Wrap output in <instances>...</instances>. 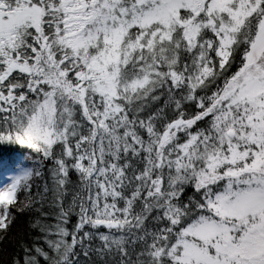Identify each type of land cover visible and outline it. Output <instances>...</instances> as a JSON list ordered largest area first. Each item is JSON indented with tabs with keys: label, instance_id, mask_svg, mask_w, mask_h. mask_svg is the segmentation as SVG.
I'll use <instances>...</instances> for the list:
<instances>
[{
	"label": "snow or ice",
	"instance_id": "snow-or-ice-1",
	"mask_svg": "<svg viewBox=\"0 0 264 264\" xmlns=\"http://www.w3.org/2000/svg\"><path fill=\"white\" fill-rule=\"evenodd\" d=\"M0 144L11 264H264V0H0Z\"/></svg>",
	"mask_w": 264,
	"mask_h": 264
},
{
	"label": "trees",
	"instance_id": "trees-1",
	"mask_svg": "<svg viewBox=\"0 0 264 264\" xmlns=\"http://www.w3.org/2000/svg\"><path fill=\"white\" fill-rule=\"evenodd\" d=\"M235 70V66L233 68ZM164 101L161 100L160 104L163 105ZM26 155L25 150L20 146L14 144H0V174L14 172L18 162L23 161ZM30 162V161H27ZM45 176L43 179H37L36 183L39 185V190L43 192L44 185L47 183L49 188L53 186V180L51 173L47 170L51 167V162H44ZM80 179L79 175L74 171L70 173L68 192L66 203L71 201L72 194L79 191ZM36 192V188L33 189ZM192 194L191 190H188L187 196ZM52 193H48V201L44 205V210L50 212L52 210L50 201L52 200ZM23 199V195H21ZM15 211V209L13 210ZM37 219L36 213H16V220L10 226L8 230V239L0 244V264H11L14 258L23 257V249L29 244H33L38 238V229H32L31 225ZM75 222V218L73 219ZM103 232H107V229H101ZM42 242V241H41ZM100 241L98 238L94 241V246H98ZM94 260H99L98 257H93ZM111 259V258H110Z\"/></svg>",
	"mask_w": 264,
	"mask_h": 264
},
{
	"label": "rangeland",
	"instance_id": "rangeland-1",
	"mask_svg": "<svg viewBox=\"0 0 264 264\" xmlns=\"http://www.w3.org/2000/svg\"><path fill=\"white\" fill-rule=\"evenodd\" d=\"M14 172H8V173H2L0 174V181H2L5 185L8 183V178L13 174Z\"/></svg>",
	"mask_w": 264,
	"mask_h": 264
}]
</instances>
